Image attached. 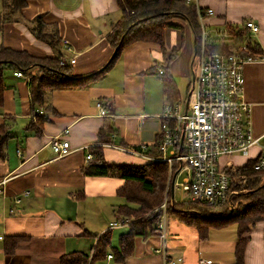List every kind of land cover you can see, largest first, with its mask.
Wrapping results in <instances>:
<instances>
[{
    "label": "crops",
    "instance_id": "crops-1",
    "mask_svg": "<svg viewBox=\"0 0 264 264\" xmlns=\"http://www.w3.org/2000/svg\"><path fill=\"white\" fill-rule=\"evenodd\" d=\"M192 3L205 12L209 8L214 11L205 13L200 22L202 31L216 30L217 36L228 23L253 19L259 24V32L252 36L262 48L261 60L245 67V94L253 104V130L256 135L264 134V0ZM5 10V2L0 0V48L27 50L39 57L62 54V64L71 66L73 77L91 75L107 64L114 53L107 36L123 16L118 0H29L11 20L2 19ZM39 15L48 29L59 30V47L35 36L33 21ZM170 22L173 25L166 28L163 44H130L104 74L80 86L48 91L46 103L36 108V114L48 116L40 127L41 135L27 129L28 123L37 119L32 112L29 76H18L14 69L6 71L0 124L7 119L13 133L6 146L7 157L0 159V185L4 182L0 194V234L4 236L0 239V264H60L61 256L68 252L92 254L98 237L123 216L117 209L127 200L117 190L125 180L118 175H86L83 168L88 154L98 145L105 160L117 164L143 163L135 151L143 145L149 150L156 146L160 115L167 102L162 77L173 80L180 96L176 78L192 76L198 58L196 37L188 20L173 17ZM74 55L76 62L71 63ZM99 101L108 115L101 114ZM106 120H112L117 130L113 144L98 142ZM66 130L72 151L57 157L51 141ZM258 150L253 148L248 162ZM167 223L165 240L157 234L137 237L134 252L125 261H116L110 252L107 258L88 264H165L171 259H177V264H199L200 257L212 264H235L237 224L212 227L202 238L194 223L177 215H168ZM129 226L111 228L114 246ZM246 235L250 240L245 264H264V220L253 224ZM11 236L22 237L14 253L6 251Z\"/></svg>",
    "mask_w": 264,
    "mask_h": 264
},
{
    "label": "trees",
    "instance_id": "trees-1",
    "mask_svg": "<svg viewBox=\"0 0 264 264\" xmlns=\"http://www.w3.org/2000/svg\"><path fill=\"white\" fill-rule=\"evenodd\" d=\"M29 0H4L6 10L2 14L3 20H11L15 13L28 4ZM123 11L122 18L115 24L107 39L114 51L120 45L111 62L102 70L88 76L73 77L70 65L62 64L63 55L58 54L49 57H39L27 50H16L2 46L0 48V110L4 106L6 90L5 74L8 69L21 70L29 76L31 83L32 112L36 114V108L46 103L48 91L64 89L72 86H80L87 79L96 78L104 74L118 59L122 51L138 41H156L164 43L165 32L173 23V17H181L190 23L195 37L198 53L202 46L201 18L206 15L196 4L188 0H118ZM248 19L241 24L228 23L227 36L216 37L207 45V52L223 51L241 54L260 55L262 48L250 35L246 25ZM41 15L33 21L35 36L57 48L61 43L59 30L54 27L48 29ZM247 42L248 50H243L242 45ZM164 74V72L162 73ZM164 83L167 101L174 102L181 97L173 80L164 75ZM36 121L31 120L27 129L35 130L41 135V126L48 120L47 115L36 114ZM12 124L7 120L0 124V159L7 157L6 146L12 136ZM115 129L112 120H106L99 131V143H114ZM141 150V148H139ZM93 157L88 159L83 171L86 175H118L125 182L118 188V195L125 197L126 204L117 209L119 215L133 219L126 232L119 236L117 246L113 244V230L104 231L99 237L92 254L83 251L65 253L60 258V264H88L96 260L107 258L113 253L118 262L125 261L135 249L137 237L148 238L156 234L157 222L161 219L166 202L167 214L177 215L183 220L194 223L202 238H206L210 228L224 227L232 222L238 225L239 242L236 248L235 264H245L246 247L250 240L247 232L258 221L264 220V171L255 168V162L250 161L242 168L249 176V189L240 193L234 200L239 211L230 213L227 207H214L201 202L183 201L174 202L172 188L168 187L170 166L167 162L151 161L145 158L143 163L117 164L105 160L101 145L92 150ZM147 153L158 155L156 146ZM173 166V171L177 169ZM1 180V175H0ZM243 201L246 204H243ZM97 236V235H96ZM20 236L8 238L6 251L14 253Z\"/></svg>",
    "mask_w": 264,
    "mask_h": 264
},
{
    "label": "built area",
    "instance_id": "built-area-1",
    "mask_svg": "<svg viewBox=\"0 0 264 264\" xmlns=\"http://www.w3.org/2000/svg\"><path fill=\"white\" fill-rule=\"evenodd\" d=\"M205 13L211 15L214 11L209 8ZM246 25L250 35L260 30L259 24L253 19H248ZM202 34L201 51L196 60L199 68L192 73L186 99L167 101L160 115L162 123L156 142L159 154L147 153L150 148L146 145L136 150L135 154L147 160L169 164L168 187L172 188L174 202L188 199L214 207L234 209L235 198L246 190L249 181L248 174L242 171L249 162L238 164L232 158L248 156L251 149L257 147L259 150L252 161L256 169L264 171V134L256 135L253 130V104L245 94V67L248 63L261 60V56L236 51L208 53L207 45L214 38L209 37L206 29H203ZM227 35L228 30L225 28L217 37ZM68 49L71 50L70 47ZM242 49L248 50L246 41ZM76 57L74 55L70 62L75 63ZM163 72L161 69L160 73ZM15 74L24 75L21 70ZM97 105L102 115H108L101 101ZM40 113L43 111L40 110ZM67 133L69 130L54 136L51 141L57 157L72 151L65 137ZM92 157L93 154H88V159ZM174 165L178 166L175 171ZM181 176L183 180L179 179ZM1 185L0 194L3 192ZM176 190H180V198L175 196ZM162 207L164 213L157 222L156 234L165 240L168 216L166 202ZM128 225L130 220L121 217L111 222L110 228ZM3 237L0 234V239ZM165 264H177V259L167 260ZM199 264H212V261L200 257Z\"/></svg>",
    "mask_w": 264,
    "mask_h": 264
},
{
    "label": "rangeland",
    "instance_id": "rangeland-1",
    "mask_svg": "<svg viewBox=\"0 0 264 264\" xmlns=\"http://www.w3.org/2000/svg\"><path fill=\"white\" fill-rule=\"evenodd\" d=\"M224 31V30H223ZM209 37L210 38H216L217 37V32H216V30H212V32H209ZM223 52V51H222ZM199 63H198V61L196 62V65H195V69H196V71H198V68H199ZM177 82H178V84H179V88H180V91H181V94H180V97H181V99L182 100H185L186 99V97H187V95H188V92H189V89H190V86H191V76H178L177 78ZM252 151H253V149H251V151H250V154L248 155V156H236V157H238V158H236V157H234L235 159H233L236 163H238V164H245L246 162H248V160L252 157ZM224 161H226L227 159H223ZM179 179L180 180H183V176H181V177H179ZM168 186H169V184H168ZM249 189V181H248V184H247V186H246V190L244 191V192H246L247 190ZM241 193H243V192H241ZM175 196L177 197V198H180L181 197V192H180V190H176V193H175ZM186 201H192V200H186ZM194 202V201H193ZM243 204H246V202L245 201H243ZM235 207H236V210H238L239 211V207H238V205L236 206L235 205ZM235 207H234V209H231V208H229V207H227L226 209H228V210H230V213H232V212H234L235 211ZM122 217H126V218H128L129 220H130V224L132 223V221H133V219H131L130 217H128V216H122ZM172 221V219H170V221L169 222H171ZM168 224V223H167ZM232 224H236L235 222H232ZM121 229H118L117 230V232L118 231H120ZM166 230H167V225H166Z\"/></svg>",
    "mask_w": 264,
    "mask_h": 264
},
{
    "label": "water",
    "instance_id": "water-1",
    "mask_svg": "<svg viewBox=\"0 0 264 264\" xmlns=\"http://www.w3.org/2000/svg\"><path fill=\"white\" fill-rule=\"evenodd\" d=\"M119 47H120V45L117 46V48L115 49V51H114L113 55L111 56L110 60L107 62V64H106L104 67H106V66L111 62V60H112L113 57L115 56L116 52L118 51ZM104 67H103V68H104ZM103 68H102V69H103ZM102 69H101V70H102Z\"/></svg>",
    "mask_w": 264,
    "mask_h": 264
}]
</instances>
